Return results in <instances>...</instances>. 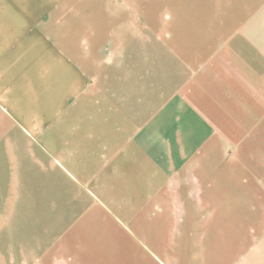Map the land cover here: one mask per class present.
Wrapping results in <instances>:
<instances>
[{
    "label": "crops",
    "instance_id": "crops-1",
    "mask_svg": "<svg viewBox=\"0 0 264 264\" xmlns=\"http://www.w3.org/2000/svg\"><path fill=\"white\" fill-rule=\"evenodd\" d=\"M163 1L145 28L129 27L131 16L124 24L123 14L105 24L107 52L87 47L76 10L60 0H0L4 242L13 219L22 234L43 223L44 201L56 214L52 194H76L67 177L91 195L68 201L66 227L43 247L52 255L41 249L45 264H111L98 242L107 239L133 245L113 264H186L168 244L134 249L139 225L154 226L141 232L149 241L172 240L175 204L187 225L186 208L196 222L195 211L218 208L222 192L264 193V0ZM92 24L89 11V39ZM120 188L142 209L132 210L138 227L125 235L112 231L117 211L103 201ZM186 232L175 239L188 240Z\"/></svg>",
    "mask_w": 264,
    "mask_h": 264
},
{
    "label": "rangeland",
    "instance_id": "rangeland-1",
    "mask_svg": "<svg viewBox=\"0 0 264 264\" xmlns=\"http://www.w3.org/2000/svg\"><path fill=\"white\" fill-rule=\"evenodd\" d=\"M163 2V0H60L58 6L69 5L70 14H72L73 8L76 10L77 17H74L77 26L76 33L81 36L86 35L85 40L90 42L87 43L88 48L93 47V51L94 48H105L107 52H110L113 38L111 34L101 32L105 24L110 30V27H113L112 25L123 14L124 24L126 19H130L131 16L129 27L134 21L136 25L145 28L149 15L163 10ZM173 2L175 3L174 0H170L167 4ZM89 11L92 15V26L94 27V23H96L95 33L92 31L91 39L87 38V13ZM64 20H67V17H60L61 23ZM126 40L125 37L124 41ZM61 180L70 187L74 181L76 194H67L63 189L52 194L53 202L59 207L56 209V214L54 216L47 215L48 202L44 201L43 223L37 225L29 223L26 228L22 226V234L20 224L16 223L18 220L13 219L16 221L12 223L11 241L8 242V238H6L4 242L3 230L0 232V264H42V261L45 264L47 258L42 256L41 249H43V253H49L46 257L52 255L53 249L43 247H47L49 244L50 246L54 245L57 234L66 227L65 222L68 219L65 217V210L68 201L72 202L73 199L77 202L84 199L88 200V195H91L84 193L74 178L64 177ZM242 180L243 178H239L236 184L240 185ZM48 197L46 195L45 198ZM131 197V192L121 188L114 194L103 197L104 202L110 205L113 203L115 206L114 210L116 209L118 216L114 218L121 227L117 224L113 226L112 223L115 229L112 231L119 235H125L132 230L135 232L138 227L137 218L130 214H133L132 210L135 214L142 209L132 205ZM195 197L197 196L195 195ZM214 202L218 204L216 201ZM218 202L221 207L219 205L218 208L214 206L212 209H204V213L209 212L210 215H208L209 213L204 215L203 209L196 210V222L193 223V211L191 208H186L187 225L184 219V209L178 207L179 203L175 204L176 206L172 208L174 215L172 216L173 239L160 242L149 241L147 236L142 233L147 234L149 229L152 233L154 226L143 223L139 225L140 245L134 244V249L143 247L146 250L156 251L168 244L171 245L172 250L179 249L184 254L186 264H212L214 260L215 264H217L216 260L219 264H248L250 257L257 258L256 262L252 264H264V193L222 192L219 194ZM224 204H229V206L224 207ZM117 205L121 207L119 210L122 211L123 209L125 214L117 210ZM149 211L150 209H147L146 213ZM199 215H204L202 225L198 221ZM174 227L175 233L173 232ZM185 230L188 240L179 241L175 239L178 237V233ZM98 242L106 243L108 248L105 249V255H108V261L111 264L117 258L126 261L133 248L131 241L114 242V240L107 239ZM214 254L216 257L213 256Z\"/></svg>",
    "mask_w": 264,
    "mask_h": 264
}]
</instances>
